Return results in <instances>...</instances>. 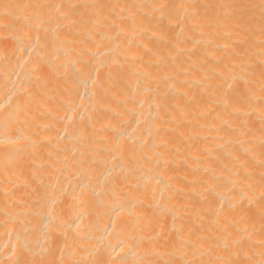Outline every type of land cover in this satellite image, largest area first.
Returning <instances> with one entry per match:
<instances>
[{"label":"bare ground","instance_id":"bare-ground-1","mask_svg":"<svg viewBox=\"0 0 264 264\" xmlns=\"http://www.w3.org/2000/svg\"><path fill=\"white\" fill-rule=\"evenodd\" d=\"M0 264H264V0H0Z\"/></svg>","mask_w":264,"mask_h":264}]
</instances>
